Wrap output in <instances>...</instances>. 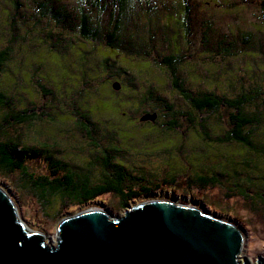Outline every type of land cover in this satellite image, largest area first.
<instances>
[{"label": "rangeland", "instance_id": "rangeland-1", "mask_svg": "<svg viewBox=\"0 0 264 264\" xmlns=\"http://www.w3.org/2000/svg\"><path fill=\"white\" fill-rule=\"evenodd\" d=\"M59 1L72 8L76 2L81 5L82 0ZM154 1L157 7L159 5V12L165 5L172 10L175 4H179V0ZM207 1L190 0L187 32L184 30L178 48L183 42L189 45L173 52L177 57L182 56L183 68H180L179 80L186 89L190 87L192 93L199 88H215L235 97L243 90L242 86L245 90L257 85L264 89V0H215L212 5L206 6ZM43 4L44 0H0V51L9 49L8 62L0 75V92H12L19 108L9 111L14 115L33 108L38 116L41 113V119L36 123L12 126L9 133L21 137L28 145L56 144L59 159H63L74 171H82L92 164L94 181L101 177L99 158L112 137L115 141L110 144L126 154L122 161L129 165L132 161L133 172L129 173L127 185L136 191L142 186H159L160 189L132 201L127 210L120 209L118 198L107 195L86 208H63L59 216L60 200H55L51 208L43 210L35 194L23 187L24 182L18 173L4 175L0 168V188L10 199L27 233L42 235L48 246L57 247L59 225L67 217L83 210L99 209L114 220L124 217L126 211L144 202L168 200L176 205L196 207L205 215L237 226L245 238L240 264H257L260 258H264V204L257 198L253 202L244 199L232 187L236 184L234 173L239 171L244 155L234 147L204 142L205 139L198 135L191 122L186 118L167 116L170 115L167 107L160 103L161 100L167 106L172 105L175 112L185 117L195 115L192 107L171 86V77L162 62L163 56L172 55L171 44L162 38L169 32L157 29L161 33H157V48L151 57H125L106 48L105 36H102L101 42L94 44L102 48L94 49L88 47L80 32L60 34L61 29L58 30L57 25L45 21L42 10H47V7L42 9ZM141 8L140 11L138 7L137 28L132 23L130 30L146 39L151 36L152 29L147 26L148 15L157 21L158 18L151 15L153 9L146 0L141 3ZM97 14L104 25L112 26L115 12L111 8L100 10ZM118 18L125 29L123 20ZM175 21H170L174 31ZM61 39L62 43H59ZM56 41L58 46L53 47ZM69 43L75 46L70 47ZM221 49L229 53L223 57V54L217 53ZM206 50L209 51L206 53ZM85 51L89 53L87 56ZM110 53L116 54V57L108 60ZM105 58L109 62L107 72V67H103ZM143 58L147 61L140 60ZM121 66L133 73L135 79H130L132 76L125 74ZM201 81H204V87H200ZM41 85L44 90H41ZM129 90L138 92L135 99L141 105L135 106L136 110L129 109L135 104L128 107L129 102L123 99L125 91ZM2 102L0 99V104ZM2 107L0 105V122L9 113ZM120 109L122 112L118 111ZM83 112L89 113L91 118L84 119ZM153 112L159 117L155 127L139 121L145 113ZM201 117L209 119L206 124L209 136L223 138L230 125L225 112ZM122 118H125L124 122ZM172 121L179 130H168ZM87 125H90L92 133L89 128L86 129ZM262 135L264 129L260 140H264ZM260 147L262 165L255 162L258 182L264 177V146L260 144ZM27 165L37 175L50 174L49 163L43 158L33 159ZM201 171L225 172L226 176L221 175L225 178H220L221 184L204 188L197 183ZM211 175L215 173L203 176L210 178ZM168 178H176V186H172Z\"/></svg>", "mask_w": 264, "mask_h": 264}, {"label": "trees", "instance_id": "trees-1", "mask_svg": "<svg viewBox=\"0 0 264 264\" xmlns=\"http://www.w3.org/2000/svg\"><path fill=\"white\" fill-rule=\"evenodd\" d=\"M25 1L35 2L36 0ZM85 1H88L86 5H84ZM143 1L145 0H82L81 5L76 4V2L71 8L68 4L62 5L59 0H44L42 9L47 7V10H42V14L46 22L54 23L57 25L58 30L61 29L60 34L65 33L74 35V33L80 32L82 35L81 38L85 43L87 42L89 44L88 47L92 46L94 49L96 47L102 48L100 46H94V44L101 42L102 36H105L106 48H108L109 51L111 50L125 57H151L157 48L156 41L159 38L157 33H161L157 29L162 30V32L168 31L171 33H166L162 38L167 43L171 44L172 55L163 56L164 59L162 62L171 77V86L187 101L198 118L195 115L185 117L181 115L180 112H175L172 105L167 106V103L160 100V103L167 107L168 114L170 113V115L167 116H171L172 118L176 116L186 118L192 123V127L197 130L196 132L199 133L198 135L202 137L203 140L205 139L204 142H211L224 147H234L240 150L245 158L243 157L244 159L239 163V171L234 173L236 184H232V187L237 189L244 199L248 198L253 202L254 198H257L264 204V177L260 182H258L259 180L257 181V169L255 166V162L259 166L262 165L260 162L262 157L260 156L263 152L259 150V148H261L260 144L264 146V143H262L264 140H260L261 132H263L264 129V89L257 85L256 87L253 86L245 90V87L242 86L243 90L240 87L241 90L235 97H230L228 94L216 91L215 88H208L207 90L199 88L195 93L190 91L192 90L190 87L186 89L185 85L179 80L180 68H183L181 66L183 63L182 56L177 57L173 55V52L176 50L181 51L182 46L189 45L183 42L181 47L178 48L180 45L179 42L182 41L181 38L188 24L187 16L191 9L190 0H179L178 6L175 4L172 10L167 9L165 5V8H163L162 11L160 10L161 12H159L158 9L159 5L157 7L154 0H146V3L153 9L151 15L158 18V21L154 20L147 14L149 18V20H147V26L152 29L150 31L151 36L146 39L145 36H139L137 33L130 30L132 23L134 28H137V18L139 17L138 7H140L141 11V3ZM160 1L163 2V0ZM173 2H175V0H173ZM213 2L216 1L209 0L205 2V5L210 6ZM18 4L19 2H17L16 5L19 6ZM87 4L90 7H88ZM106 8H111V10L115 12V18L111 22L112 26L104 25L98 17L99 15L97 12ZM118 17L123 20V26L126 25L125 29L121 27V22ZM174 19L176 20L174 22L176 24H174L176 27L175 31L173 30V24L171 25L170 22ZM161 20L162 24H160ZM248 37L252 38V35H248ZM59 43H62V39ZM53 45H55L53 47H57L58 41ZM72 46L75 45L70 44V47ZM56 51L57 50L54 52ZM208 51L206 50L205 52L207 53ZM217 53L220 55L223 54V57H225L229 52H227L226 49H221L218 50ZM84 54L87 56L89 53L85 51ZM8 57L9 49L0 51V75L8 62ZM114 57H116V54H111L108 60ZM140 60L143 62L147 61L144 58ZM114 61L117 62V64L119 63L117 58H115ZM103 62L105 63L103 67H107L106 69L104 68L105 71H109V62L107 59L105 58ZM121 68H123L125 74L132 76L130 79H135L133 73H130V71L122 66ZM194 73H196V71H194ZM83 79L85 80V75ZM203 82L204 81L200 82V87L205 86ZM87 84L88 83H86V85ZM44 89L45 87L41 85V90ZM137 93L138 92H134L133 90L132 92L131 90L125 91V97L123 99L129 102V104H127L128 107L135 104L133 107L129 108L130 110H136L134 109L135 106L137 108L141 105V102L139 103L138 100L135 99ZM117 96L120 97L119 95ZM0 99L3 101L2 104H0L4 107L1 108L3 111L9 112L15 108L19 110V108L16 107L17 102L12 92H0ZM131 102L132 104H130ZM118 111L122 112V109ZM220 112H225L228 115L230 125L225 135H223V138L214 139L209 136L206 131V124L209 119L205 120V118L201 116L204 114H210L212 116ZM155 114L156 112L152 114L145 113L143 117L153 116ZM83 117L86 120L91 118L90 114L85 112H83ZM143 117H141L139 121H141ZM157 118H159L158 115ZM40 119L41 113L38 116V112L34 108L26 110L20 115H14L11 112L4 115L0 122V168L3 170L4 175H14L18 173L21 180L24 182L23 187L29 188L35 194L43 210L51 208L54 201L58 199L62 202L60 210L57 213L60 216L63 208H67L68 206L86 208L101 197L107 195L118 198L120 200V209L127 210L130 208V203L132 201L139 200L142 198V195L145 194L148 196L155 190L160 189L159 186H142L136 191L134 188L127 185L129 173L133 172L131 167L132 161H130V165L128 162L122 161L121 158H125L126 154L120 153V148L110 144V142L115 141L112 137L109 139V146L101 151V156L99 158L101 161L99 164L102 169L101 177L94 181L91 168L92 164H90V167L83 168L82 171H74L65 164L63 159H59L60 153L58 152V146L56 144L52 146L47 144L28 145L21 137L9 133V129L12 126L34 124ZM124 119L125 118H122V122H124ZM131 120L134 119L131 118ZM141 122L143 125L151 126L152 128L155 127L157 121ZM89 126L90 125H87L86 129L89 128V132L92 133L93 130ZM168 130H173V132H175L174 130H179V128L172 121V126H169ZM109 135L111 136V134ZM262 136L264 139V135ZM255 155L260 158L255 159ZM37 158H43L49 163V176L37 175L28 169V162ZM201 172L197 176L199 180L197 183L204 188H207L208 185L221 184L222 181L220 178H223L221 175L226 176L225 172ZM207 173H215V175L206 178L203 175ZM231 174H233V171ZM168 179L172 186L177 182L176 178ZM228 183L231 184V181L228 180ZM250 187L255 189L256 193L251 192Z\"/></svg>", "mask_w": 264, "mask_h": 264}, {"label": "water", "instance_id": "water-1", "mask_svg": "<svg viewBox=\"0 0 264 264\" xmlns=\"http://www.w3.org/2000/svg\"><path fill=\"white\" fill-rule=\"evenodd\" d=\"M58 239L53 247L28 234L0 188V264H240L245 238L234 224L196 207L151 200L114 220L83 210L64 219Z\"/></svg>", "mask_w": 264, "mask_h": 264}]
</instances>
